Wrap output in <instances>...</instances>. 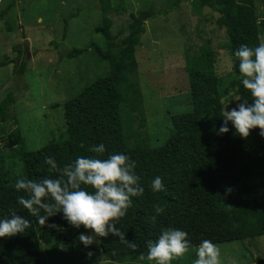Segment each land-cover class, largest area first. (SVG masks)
I'll return each instance as SVG.
<instances>
[{
  "label": "trees",
  "instance_id": "obj_1",
  "mask_svg": "<svg viewBox=\"0 0 264 264\" xmlns=\"http://www.w3.org/2000/svg\"><path fill=\"white\" fill-rule=\"evenodd\" d=\"M182 2L170 0L161 9L151 5L131 13L126 33L119 38L112 28L116 17L128 13L126 0H100L102 22L95 33L102 36L106 48L91 47L96 57L108 65L109 75L87 85L66 103V130L58 141L28 151L18 128L0 135L7 136L6 147L24 148L22 174L11 177L0 139V218L15 213L30 221L25 232L0 238V264H43L40 232L73 229L60 214L50 217L45 226L39 225L36 217L16 203V197L24 193L15 190V180L55 177L57 174L44 163L46 156L55 158L62 168L77 156L96 155L90 148L100 143L105 152L99 158L123 153L135 161V173L144 188L141 196L132 198V205L117 224L135 248L111 235L100 238L104 259L122 263L146 255L147 242L154 241L165 228L185 231L192 248L205 239L217 245L264 238V138L259 129L241 138L230 124L227 133L218 134L225 96L232 92L239 99L251 100L240 84L238 60L232 54L241 44L254 48L263 42L264 20L257 11V0L192 1L197 13L209 9L218 15L216 25L226 33L232 73L227 78L217 75L216 53L206 42L200 54L186 56L191 112L172 117L170 136L162 147H152L142 131L146 125L145 103L136 48L146 33L147 22L168 14ZM64 33L66 38L67 26ZM15 50L18 58L1 62L0 67L15 64V73L24 75L27 63L17 64L23 50ZM86 51L73 50L67 57L77 58ZM15 102L11 94L0 102V128L18 123L11 110ZM157 176L163 190L153 192L150 184ZM155 206L162 207L163 212L153 222ZM47 224L57 227L49 228Z\"/></svg>",
  "mask_w": 264,
  "mask_h": 264
},
{
  "label": "rangeland",
  "instance_id": "obj_2",
  "mask_svg": "<svg viewBox=\"0 0 264 264\" xmlns=\"http://www.w3.org/2000/svg\"><path fill=\"white\" fill-rule=\"evenodd\" d=\"M179 7L146 24V33L136 48L139 82L145 103L146 133L152 147H162L169 139L172 117L191 112L186 56L200 54L210 42L216 53V72L220 78L232 73L233 65L227 50V36L216 25L218 15L209 9L194 10L193 0H182ZM170 0H126L128 13L114 19L113 34L121 38L131 13L147 6L158 9ZM100 0H0V63L25 61L26 73H15V64L0 67V102L8 95L15 97L12 113L17 124H5L0 135L18 128L26 150L38 151L65 133V105L83 88L107 77L109 68L94 54L95 45L103 50L106 43L95 28L102 22ZM257 11L264 20V0H257ZM67 26L66 38L64 31ZM264 43V39L263 42ZM73 50H87L69 59ZM237 97L230 92L224 106H234ZM138 125V124H137ZM136 130H139L138 126ZM1 142L11 177L22 174L23 147H6ZM22 164V165H21ZM86 230L41 231L43 264H148L137 257L122 263L104 259L100 244L85 248L78 235ZM221 264H264V238L257 241L217 244ZM91 255H88V253ZM195 248L171 264H192Z\"/></svg>",
  "mask_w": 264,
  "mask_h": 264
},
{
  "label": "clouds",
  "instance_id": "obj_3",
  "mask_svg": "<svg viewBox=\"0 0 264 264\" xmlns=\"http://www.w3.org/2000/svg\"><path fill=\"white\" fill-rule=\"evenodd\" d=\"M232 55L238 60L240 84L251 100L237 98L235 101L239 102L234 106L228 107V104L221 108L222 123L218 134L227 133L230 124L241 138H247L252 129H259V135L264 138V43L254 48L241 44ZM90 151L96 155L77 156L62 168L58 167L55 158L46 156L45 165L57 175L37 180L18 177L14 188L24 195H18L16 203L36 217L41 226H45L50 217L60 214L68 226L83 227L86 232L79 233L78 240L85 248L100 244V238L110 235L135 248L117 227L132 205V198L144 193L140 177L135 173V161L123 153L99 158L105 152L103 143L93 145ZM150 189L153 192L163 190L159 176L151 180ZM154 212L153 222L163 208L155 206ZM29 226L28 219L12 213L8 218H0V238L21 234ZM47 227L57 226L47 224ZM187 237L188 234L180 229H161L154 241L147 242L146 255L140 258L146 259L148 264H171L193 247ZM194 255L192 264H221L220 249L210 240H202L195 246Z\"/></svg>",
  "mask_w": 264,
  "mask_h": 264
}]
</instances>
